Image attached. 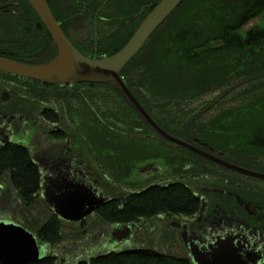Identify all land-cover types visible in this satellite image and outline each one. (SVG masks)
I'll list each match as a JSON object with an SVG mask.
<instances>
[{
    "label": "trees",
    "instance_id": "16d2710c",
    "mask_svg": "<svg viewBox=\"0 0 264 264\" xmlns=\"http://www.w3.org/2000/svg\"><path fill=\"white\" fill-rule=\"evenodd\" d=\"M9 1L0 0V7H9ZM46 1L67 37L68 27L74 29L89 19L95 21L96 29L87 38V44L85 40V45L70 41L84 55L97 58L119 50L159 0ZM61 15H66L68 20ZM254 18L258 21L244 29ZM101 24L107 28L103 29ZM54 53L51 36L26 0H13L12 12L0 9V56L41 63ZM0 73L1 77L18 83L14 85L16 88L49 87L57 90L53 91L55 97L66 102L96 104L92 134L99 160L109 152L113 163L121 164L126 151H136L141 146L145 155L152 150L157 155H166L170 152L163 142L179 147L197 160L211 163L151 130L115 83L46 85ZM120 76L168 133L241 165L264 171V0H183L123 67ZM217 91L220 94L216 101L205 103L208 107L215 104L221 107L208 116L203 112L206 108L184 122L172 116L171 109ZM134 130L143 135L152 133L158 141L145 136L143 142L127 139L126 132ZM113 180L120 181L119 176L113 174ZM0 183L6 184L8 195H16L20 210L27 214L22 225L34 232L40 243L55 245L62 241V221L56 215H47L39 203L40 173L26 146L17 143L0 146ZM198 209L197 197L182 182L175 181L131 193L124 205L113 202L103 206L97 211V217L111 225L137 226L144 219L187 217ZM32 210L36 216L29 215ZM54 261V257L46 255L34 264H54ZM74 264L193 263L186 255L140 244L82 257Z\"/></svg>",
    "mask_w": 264,
    "mask_h": 264
},
{
    "label": "flooded vegetation",
    "instance_id": "af4514ba",
    "mask_svg": "<svg viewBox=\"0 0 264 264\" xmlns=\"http://www.w3.org/2000/svg\"><path fill=\"white\" fill-rule=\"evenodd\" d=\"M0 9L5 13L12 12L8 7ZM48 90L51 88L41 86L26 90L0 81V146L17 143L29 149L40 173V184L43 179L47 182V194H53V191L57 195L65 194L70 188L79 191L76 195L81 200L88 201L97 196L108 199L80 221H65L53 212L39 189L38 200L44 203L49 215H56L62 222L81 225L97 217V211L103 206L113 202L124 205L131 193H139L154 184L179 181L199 201L198 211L184 217L175 227L183 255L193 263L190 244L198 245L204 251L228 244L240 251L246 261L264 264V179L203 157L211 163L192 157L181 163L178 160L176 166L165 165L154 150L145 155L142 146L137 147L136 151H126L121 164L113 163L109 152L99 160L92 134L97 117L96 104L69 103L59 97H54L57 99L55 102L49 98L53 97L54 92ZM42 93L50 95L41 97ZM126 135L127 139L140 142L144 136L156 140L152 133L143 135L135 130L126 132ZM23 139H26V144L21 143ZM135 152H138L137 156ZM213 154L237 166L264 173L223 155ZM113 174L119 176L120 181H114ZM0 210H4L1 200ZM136 227L131 224V237L138 231ZM113 229L106 235L107 238ZM39 255L40 259L46 255L54 257V264H74L76 259L60 251L48 254L41 247Z\"/></svg>",
    "mask_w": 264,
    "mask_h": 264
},
{
    "label": "water",
    "instance_id": "95a60500",
    "mask_svg": "<svg viewBox=\"0 0 264 264\" xmlns=\"http://www.w3.org/2000/svg\"><path fill=\"white\" fill-rule=\"evenodd\" d=\"M52 38L55 53L41 63H28L0 56V72L39 81L49 85H72L80 82L115 83L143 120L165 140L181 146L207 160L235 171L264 179V173L232 164L210 151L165 131L140 104L124 83L120 72L140 51L148 38L176 9L183 0H159L134 29L126 43L111 55L89 57L80 52L65 35L53 16L46 0H26ZM47 182L40 184L41 196L59 218L65 221H80L105 202V197L81 200L76 190L57 195L46 192ZM185 224H183V227ZM131 224H118L109 241L123 243L131 236ZM184 237V235H183ZM184 243L186 240L183 238ZM190 257L194 264H253L231 245L222 244L202 250L190 244ZM40 245L31 231L19 223L0 220V264H33L40 259ZM248 262V263H247Z\"/></svg>",
    "mask_w": 264,
    "mask_h": 264
},
{
    "label": "rangeland",
    "instance_id": "374dc122",
    "mask_svg": "<svg viewBox=\"0 0 264 264\" xmlns=\"http://www.w3.org/2000/svg\"><path fill=\"white\" fill-rule=\"evenodd\" d=\"M8 6V8L12 9L13 0L8 2ZM61 16L65 21L68 20L66 15ZM88 21L87 23L72 29V31H70L69 27L67 28L66 33L71 41L80 45L87 44V38H90L96 29L94 26L95 21L90 19ZM257 21L258 19L254 18L246 23L243 28H249ZM102 27H104V25H102ZM105 28H107V26L103 29ZM84 40L85 44L83 43ZM0 81L11 86H18V83L14 82L13 80L5 79L1 76ZM49 91L57 92V90L52 89L48 90L47 92ZM219 94V91L210 93L198 101L187 102L184 105H180L179 108H173L171 109V113L173 114L172 116H176L179 121L184 122L187 118L197 115L198 110L200 112V110L204 108L206 109L203 110V112L205 113V116H208L209 113L214 112L221 106H219L220 104H215L213 107H208V104L205 102H208L209 100L216 101ZM54 97L55 95L49 98L54 99ZM222 99H224V97ZM54 101L57 102V99L55 98ZM223 101L225 102V99ZM224 102L223 105L225 106L226 103ZM17 135L18 134H16V136ZM155 139L158 141L156 137ZM21 143L26 144V139H23ZM161 144L164 145L168 152H170L166 153V155H161L159 158L160 162L165 165L171 164V166H176L178 160H180L181 163L187 161L188 158H192L175 145H170L163 142H161ZM0 200L1 206L4 207L3 211L0 210V220L13 221L22 225L24 223L23 216L27 214L20 210V205L16 195L14 193L8 195L5 183H0ZM39 203L45 209L46 214L49 215L44 203L40 200ZM29 215L36 216V211H30ZM42 218L43 217H41V219ZM183 219L184 217L181 216H162L161 218L144 219L138 222L137 228H139V230L135 231L132 237H130L127 241L118 244H112L108 240L109 237L107 238L106 236L112 228H115L116 225L104 223L96 216L90 218L81 225L79 223L63 221V239L59 244L48 245L40 243L39 241L38 244L42 249H45L48 254H53L60 251L66 255L68 254V256L74 259L76 258L75 260L82 257L87 258L90 255H95L106 250H121L129 247H137L140 244H143L146 247L157 248L163 252L182 255L184 250L180 245L179 239L177 238L178 236L176 233V228L173 224H178L179 222H182ZM38 220H40V217ZM32 233L35 235L34 232ZM100 234H102V236Z\"/></svg>",
    "mask_w": 264,
    "mask_h": 264
}]
</instances>
